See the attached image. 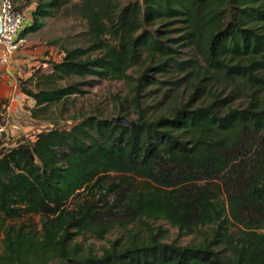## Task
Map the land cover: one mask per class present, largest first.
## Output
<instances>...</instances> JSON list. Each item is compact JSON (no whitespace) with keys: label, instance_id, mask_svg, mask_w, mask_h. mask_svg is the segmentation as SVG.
I'll use <instances>...</instances> for the list:
<instances>
[{"label":"trees","instance_id":"16d2710c","mask_svg":"<svg viewBox=\"0 0 264 264\" xmlns=\"http://www.w3.org/2000/svg\"><path fill=\"white\" fill-rule=\"evenodd\" d=\"M12 1L21 9L29 0ZM34 2L33 22L21 34L64 11L87 22L88 45L64 46L36 89L22 87L36 100L33 116L84 93L79 83L57 86L58 79L94 76L133 81L138 117L120 125L91 115L2 149L0 264H264V0ZM163 21L183 23L181 39L199 51L206 71L251 91L252 101L222 111L228 99L193 106L191 95L169 114L146 116L150 71L197 64L178 59L173 29L153 26ZM148 58L158 65L129 74ZM8 104L0 99V110ZM149 219L201 240L165 242ZM139 222L149 229L145 239L112 241L101 255L75 242Z\"/></svg>","mask_w":264,"mask_h":264},{"label":"rangeland","instance_id":"374dc122","mask_svg":"<svg viewBox=\"0 0 264 264\" xmlns=\"http://www.w3.org/2000/svg\"><path fill=\"white\" fill-rule=\"evenodd\" d=\"M24 1V0H23ZM127 2L129 0H122ZM21 3L17 2L16 5ZM21 8L32 19L33 12L36 9L34 0L23 2ZM44 27L38 31L28 34H21V37L26 38V42L22 47L28 50L36 59L28 58L29 64L23 67V77L20 86L28 89H36V82L40 79V73H50L52 71V63L61 61L64 56V46H87L88 41L85 33L88 30L87 22L80 17L72 14H67L64 11L57 12L52 17L42 18ZM31 22V24H32ZM166 21L158 22L154 28L173 29L168 34V37L176 39L170 45L178 49L177 56L179 60H194L197 61L186 65L185 70H178L174 67H166L167 71L152 70V77L144 90L142 97L143 107L146 108V116L158 117L160 115L169 114L174 107L180 106L187 102L191 95H194L192 100L193 106L207 105L216 100L228 99L226 103H220L219 109L226 111L229 107L243 108L252 101V92L240 91L235 84L224 77L217 78L210 70L206 71L201 54L192 44L187 43V39H181L185 31L183 23H174L173 25H164ZM162 35H165L164 32ZM233 62H236L234 60ZM247 63L246 60H244ZM158 64L148 58L142 65L133 67L129 74L138 77L148 66ZM173 64V63H171ZM194 69L192 66H196ZM41 71V72H40ZM31 77L34 80L28 81ZM72 83H79V87L84 93L71 95L63 103L52 105L45 110V113L40 117H34L33 111L30 113V107L27 102H23L22 109L17 115L6 112L0 115V123L7 124V130L12 127H20V133L12 137L10 143L15 144L21 140H35L38 133L43 130L53 128H70L75 123H78L91 115H102L107 118H117L120 116L126 117L128 120H136L134 104L131 101L133 91L132 83L119 79H105L94 76L81 77H65L58 79L57 86H66ZM199 87V88H198ZM246 89V88H245ZM25 95V94H24ZM4 108L1 109V111ZM77 198L75 201H79ZM150 227L156 233H159L161 239L165 242H176L181 245L189 243H197L201 237L195 235H186L177 227L172 226L164 219H149ZM209 232V228H205ZM139 239H145L149 234L148 227L143 223H136L124 227H116L105 238H97L90 233L80 234L75 237V242L79 243L84 253L93 251L99 255L103 250L110 247L112 241L120 240V243H127L132 236Z\"/></svg>","mask_w":264,"mask_h":264},{"label":"built area","instance_id":"2783aa9c","mask_svg":"<svg viewBox=\"0 0 264 264\" xmlns=\"http://www.w3.org/2000/svg\"><path fill=\"white\" fill-rule=\"evenodd\" d=\"M32 19L22 9H17L12 0H0V67L9 63L11 57L18 48L26 42L25 37H21V32L31 24ZM17 100L27 102L31 113L36 106V100L27 95H21ZM9 112V105L0 110V115ZM7 124L0 123V135L7 131Z\"/></svg>","mask_w":264,"mask_h":264},{"label":"crops","instance_id":"0c3cea01","mask_svg":"<svg viewBox=\"0 0 264 264\" xmlns=\"http://www.w3.org/2000/svg\"><path fill=\"white\" fill-rule=\"evenodd\" d=\"M28 58L36 59L38 57L31 55L28 50L19 47L11 57L9 63L0 67V99H7L9 101V113H13L15 116L22 109L24 102L17 100V98L24 94L20 82L24 78L22 68L26 67L27 63L29 64L30 60ZM30 66L31 64H29ZM19 133L20 127H12L5 134L0 135V156L2 149L15 145L10 143V140Z\"/></svg>","mask_w":264,"mask_h":264},{"label":"water","instance_id":"95a60500","mask_svg":"<svg viewBox=\"0 0 264 264\" xmlns=\"http://www.w3.org/2000/svg\"><path fill=\"white\" fill-rule=\"evenodd\" d=\"M113 120L120 124V125H126V124H134V122L128 120L126 117L124 116H120V117H117V118H113Z\"/></svg>","mask_w":264,"mask_h":264}]
</instances>
